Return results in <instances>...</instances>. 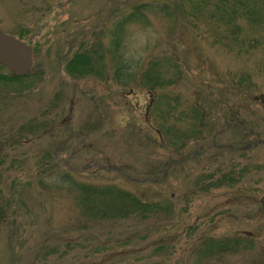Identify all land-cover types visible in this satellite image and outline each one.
<instances>
[{"label":"rangeland","instance_id":"obj_1","mask_svg":"<svg viewBox=\"0 0 264 264\" xmlns=\"http://www.w3.org/2000/svg\"><path fill=\"white\" fill-rule=\"evenodd\" d=\"M142 1L0 0V31L34 50L27 77L0 66V264H264V145L241 148L250 132L264 140V33L246 31L262 42L238 51L156 10L149 25L123 26L115 58L136 78L140 62L166 52L183 67L168 118L166 102L152 104L165 89L153 93L124 71L117 79L107 52L122 14ZM98 39L103 60L91 67L101 71L68 73L73 54ZM12 76L14 84L1 79ZM195 107L205 118L191 137L190 120L176 116ZM106 185L174 211L160 225L99 223L84 213L81 188ZM209 237L240 242L211 254L199 243Z\"/></svg>","mask_w":264,"mask_h":264},{"label":"trees","instance_id":"obj_2","mask_svg":"<svg viewBox=\"0 0 264 264\" xmlns=\"http://www.w3.org/2000/svg\"><path fill=\"white\" fill-rule=\"evenodd\" d=\"M119 9L121 8L115 7L113 11L118 12ZM152 10L180 19L181 22L184 24L187 23V25L199 35L211 34L214 41L222 44L228 49L237 47L238 51H243V49L248 48L249 44H253V42H255L256 45L262 42V39L258 37H249L246 31H261L264 33V0H146L135 4L128 15L122 14L123 19L117 24L116 33L113 37L114 41H111V44L113 42L114 45H110L107 50L112 57L115 58V56H118L117 49L120 45V37H122L123 34V26L128 23L140 21L143 24L149 25L146 14ZM113 13L111 12L112 15ZM99 46H101V42L98 39L97 44L92 49H86V51L73 54L68 61L67 71L75 77L100 72L101 70L99 68L96 67L93 69L91 67L95 64L102 63L101 60H103V55L97 50ZM95 55L99 56L94 57ZM95 58L97 60H94ZM93 60L95 62H93ZM115 62L117 63V67L115 68V73L117 75L121 71H124L127 78L137 79V84L144 88L147 87L153 93L155 89H165L162 93L163 95L160 94L157 96L155 94L152 104H157L162 101L166 102L169 106L164 112L166 117L170 118L171 115L177 111V106L173 105V102L177 105L181 99L178 96L174 98L170 95L173 94L172 89L181 77L183 67L179 63V59L176 55L166 52L162 58L156 57L151 59L143 67H141L142 65L140 62V69L137 70L139 72L138 78H136L138 75L134 76L132 74H135V72H129L132 70L129 61L126 62L116 57ZM262 62H264V60ZM118 78L119 75L117 76V79ZM203 115V111L200 107H195L188 111L180 110L176 116V121H185V119L188 118L191 125V132L188 136H198L201 133L200 130L204 123L205 116ZM233 127L234 129L237 128V126ZM169 129L171 130V135L175 137L179 127L171 124L169 125ZM261 134L262 132H250L249 135H253V139L247 142L246 146L241 148L243 150L248 148L255 149L264 145ZM173 144L179 147L178 143L174 142ZM225 147H227L226 149L228 150L236 148V146L233 145ZM241 148L239 150H242ZM206 149L208 148L202 146L198 149L197 153H199V155L203 154L204 151H207ZM220 149L225 148L221 147ZM197 153H195L194 156ZM184 159L190 158L187 157L182 160ZM222 177H224L225 180L229 178L226 174ZM233 181H235V178H233ZM81 192L84 213L87 216L99 219V223L100 220L105 219L124 221L129 219L144 220L154 218L156 219L154 225H160V222L163 221L161 219L157 220V217L160 214L169 215L171 211H174L170 202L144 201L136 194L116 185L82 186ZM156 227L157 226H155V228ZM200 239V245L206 244L208 248L210 247L211 254H213L215 250L229 252L240 242L238 238H234L233 240L229 238L216 239L214 237H209L207 240ZM195 247L196 246L191 249ZM202 251L204 254L208 253L205 246ZM117 255L118 253L109 254L97 263H105L106 261L116 258Z\"/></svg>","mask_w":264,"mask_h":264},{"label":"water","instance_id":"obj_3","mask_svg":"<svg viewBox=\"0 0 264 264\" xmlns=\"http://www.w3.org/2000/svg\"><path fill=\"white\" fill-rule=\"evenodd\" d=\"M0 64L26 75L33 65V47L14 35L0 31Z\"/></svg>","mask_w":264,"mask_h":264},{"label":"flooded vegetation","instance_id":"obj_4","mask_svg":"<svg viewBox=\"0 0 264 264\" xmlns=\"http://www.w3.org/2000/svg\"><path fill=\"white\" fill-rule=\"evenodd\" d=\"M68 73H69V72H68ZM14 74H16V73H14ZM30 74H31V72H29V73L26 74V75H20V76L27 77V76L30 75ZM16 75H17V74H16ZM17 78H18V77L15 78L14 76H12L11 78H10V77H3V78H1V79H2V81H6L8 84H14Z\"/></svg>","mask_w":264,"mask_h":264}]
</instances>
